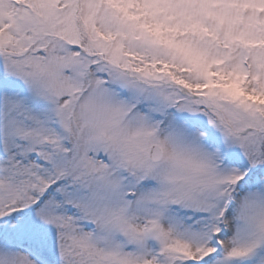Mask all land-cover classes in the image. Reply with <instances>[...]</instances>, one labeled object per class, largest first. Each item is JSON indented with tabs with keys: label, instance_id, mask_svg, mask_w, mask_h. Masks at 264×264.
I'll use <instances>...</instances> for the list:
<instances>
[{
	"label": "snow or ice",
	"instance_id": "obj_1",
	"mask_svg": "<svg viewBox=\"0 0 264 264\" xmlns=\"http://www.w3.org/2000/svg\"><path fill=\"white\" fill-rule=\"evenodd\" d=\"M0 264H264V0H0Z\"/></svg>",
	"mask_w": 264,
	"mask_h": 264
}]
</instances>
